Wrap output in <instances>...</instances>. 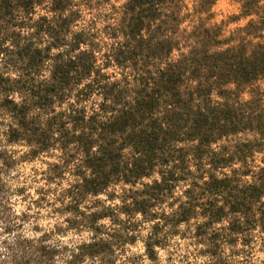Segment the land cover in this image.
Wrapping results in <instances>:
<instances>
[{
	"label": "trees",
	"instance_id": "trees-1",
	"mask_svg": "<svg viewBox=\"0 0 264 264\" xmlns=\"http://www.w3.org/2000/svg\"><path fill=\"white\" fill-rule=\"evenodd\" d=\"M110 1L0 0V126L6 115L17 125L0 140V211L10 195L4 174L15 166L5 143L15 144L29 149L20 164L45 165L34 178L69 183L72 202L56 210L80 217H65L69 230L93 233L72 264L84 255L116 264L137 243L153 261L177 237L185 258L196 253L189 264H230L221 252L237 243L240 252L259 245L264 256V16L255 0L220 22L217 0ZM105 6L111 11L101 12ZM239 20L246 23L226 28ZM57 153L66 154L63 168L49 164ZM77 157L69 182L64 170ZM89 197L96 199L81 209ZM105 219L119 228L97 225ZM141 222L151 228L146 240L138 239ZM101 234L109 239H94ZM38 251L49 260L57 254Z\"/></svg>",
	"mask_w": 264,
	"mask_h": 264
},
{
	"label": "clouds",
	"instance_id": "clouds-1",
	"mask_svg": "<svg viewBox=\"0 0 264 264\" xmlns=\"http://www.w3.org/2000/svg\"><path fill=\"white\" fill-rule=\"evenodd\" d=\"M123 2V0H121ZM245 4V0H239V4L235 5L233 10L239 8L241 5ZM257 10V15L264 16V0H255V5L253 6ZM100 11L108 12L111 11L110 8L105 6ZM45 13H40L37 9V16ZM68 13L65 12L64 15ZM51 16V13H47ZM37 17H33L35 20ZM253 19V17H249ZM245 20L240 21V25L245 24ZM98 25L97 27H100ZM75 30V29H74ZM24 34H27L25 31ZM70 38V37H69ZM48 73L45 72L43 77L46 78ZM83 87V85H80ZM17 104L20 102V98L16 95L10 97ZM98 97H93V100H98ZM90 114V113H89ZM34 113H29L28 116H33ZM11 124L13 128H16L17 125L6 115L4 117V124L0 126V140L6 141L8 126ZM43 126V125H41ZM23 144L24 141L19 142ZM30 147H35L31 145ZM215 148L216 146L213 145ZM5 149L9 152L10 159L15 162V166L7 169L4 174V181L6 186L9 188L10 195L8 199L4 201V204L7 206L6 211H0V264H20V261L28 260L29 264H72L74 257L78 255L80 249L77 247L81 243L88 244L92 242L93 233L91 230H86L83 227L77 229L72 228L69 230V224L65 221V217H68L69 220L75 219L79 220V216H74L71 212H62L57 215L56 210L62 209L65 205L71 203V197L64 194V189L69 187V183L62 182L61 180H55L51 184H46L43 180H40L39 176L36 175L34 178V173L37 169L41 171L44 169L45 165L42 163H25L20 164L19 161L22 157H25L28 148H19L17 149L16 145L11 146L5 143ZM12 149H16L15 152ZM72 151V146H69L68 152ZM95 151V149H93ZM48 154L42 155L41 159H46ZM66 154L61 155L57 153L53 156L52 161L49 164L56 163L60 164L63 168L64 160ZM81 163V157H77L71 163L67 165V169L64 170V176L67 177L69 182L73 181V177L68 173L74 169V167ZM3 165V162L0 161V166ZM239 167V165H237ZM32 169V171H29ZM85 175H88L89 170L85 169ZM45 175H51L50 172L45 173ZM159 179V177H155ZM78 180V178H77ZM137 187H140L138 184ZM23 188L24 191L21 195L15 193L16 189ZM51 189L52 192L46 193L43 189ZM36 189H41L39 192L40 197L44 199H38L37 194L35 193ZM60 198V203H56V199ZM96 197H89L84 200L80 205V208L83 209L85 204H90ZM264 200V197H261ZM37 202L39 207H33V203ZM119 203V201H115ZM98 208H92L91 211H98ZM155 211V209H154ZM171 211V209L167 210ZM23 214V216L21 215ZM121 220H124L123 215L120 216ZM139 220V214L135 217ZM200 220H197L196 223H200ZM109 221L107 219L97 221V225H103L106 231L111 232L119 228V225H113L108 227ZM152 223H155L153 221ZM224 224L227 221L223 222ZM53 225L56 227L54 228ZM215 228H219L220 225H215ZM179 229L181 231L185 230V225L180 224ZM79 231V235H77ZM166 231V230H165ZM56 233H59L57 235ZM134 234V233H133ZM151 234V228L149 225L143 224L141 222V229L139 231V240H146ZM161 236L164 233L160 234ZM190 235V233H189ZM95 240L100 239H109L106 235H96ZM176 239L169 238L166 245H162L164 250L161 252L159 248L155 249L157 257L153 261H149L146 255H143L144 249L138 243L135 249L131 251L125 250L124 255H120L116 259V264H129V261L126 260V256H132L134 254H139L140 259L136 261V264H165V255L171 256L172 259L168 261V264H189L190 260H194L196 253L193 252L187 258L184 257V253L187 251L186 247L178 246ZM261 239H264V234H261ZM188 241H179V245H187ZM41 246H45L47 249L57 250V254L49 260L47 257H41L38 249ZM65 246H67L65 248ZM196 251H199V248L204 247V245H194ZM229 247H231L234 253H239V255L228 256ZM243 246L239 243L231 246H224L223 251L221 252L222 257H227L230 261V264H261V260H264V256L260 255V252L255 251V247L259 245H250L245 248L243 252H240V249ZM264 252V248L261 249ZM31 257V259H29ZM202 260H208L207 256L202 257ZM77 264H100L98 257H93L89 259L87 255H84Z\"/></svg>",
	"mask_w": 264,
	"mask_h": 264
},
{
	"label": "rangeland",
	"instance_id": "rangeland-1",
	"mask_svg": "<svg viewBox=\"0 0 264 264\" xmlns=\"http://www.w3.org/2000/svg\"><path fill=\"white\" fill-rule=\"evenodd\" d=\"M117 2H121V0H111L110 1V3H114L115 5H117ZM237 4H239V0H217L212 7V11H213V15H214L213 19L217 22L226 21L229 16H231L232 14H236L239 11V8H236L235 10H233L234 6ZM103 8L104 7H102L101 9H103ZM101 12H103V11H101ZM240 21L241 20H239L236 23H234V22L228 23L226 28L231 29L235 25L240 24ZM262 83L264 84V80L262 81ZM33 162L41 163L40 160H34V161H31L28 163L30 164ZM29 171H30V169H29ZM101 198H104V196H101ZM133 249H135V248H133Z\"/></svg>",
	"mask_w": 264,
	"mask_h": 264
}]
</instances>
